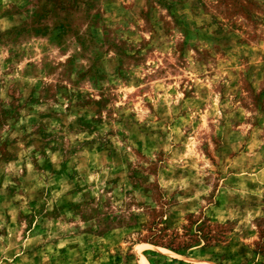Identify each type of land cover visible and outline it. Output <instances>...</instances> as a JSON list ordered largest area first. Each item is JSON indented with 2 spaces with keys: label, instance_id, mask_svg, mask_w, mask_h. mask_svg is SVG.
Returning <instances> with one entry per match:
<instances>
[{
  "label": "rangeland",
  "instance_id": "rangeland-1",
  "mask_svg": "<svg viewBox=\"0 0 264 264\" xmlns=\"http://www.w3.org/2000/svg\"><path fill=\"white\" fill-rule=\"evenodd\" d=\"M264 264V0H0V264Z\"/></svg>",
  "mask_w": 264,
  "mask_h": 264
},
{
  "label": "bare ground",
  "instance_id": "bare-ground-1",
  "mask_svg": "<svg viewBox=\"0 0 264 264\" xmlns=\"http://www.w3.org/2000/svg\"><path fill=\"white\" fill-rule=\"evenodd\" d=\"M145 264H148V263L145 261Z\"/></svg>",
  "mask_w": 264,
  "mask_h": 264
}]
</instances>
